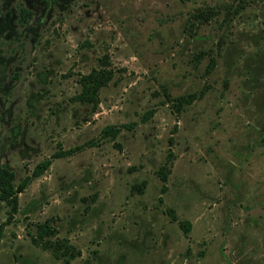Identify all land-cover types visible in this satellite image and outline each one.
I'll return each mask as SVG.
<instances>
[{"label": "rangeland", "instance_id": "1", "mask_svg": "<svg viewBox=\"0 0 264 264\" xmlns=\"http://www.w3.org/2000/svg\"><path fill=\"white\" fill-rule=\"evenodd\" d=\"M263 42L264 0H0V163L16 185L50 158L0 264H63L31 242L44 221L68 264H264ZM101 60L92 108L72 97Z\"/></svg>", "mask_w": 264, "mask_h": 264}, {"label": "trees", "instance_id": "2", "mask_svg": "<svg viewBox=\"0 0 264 264\" xmlns=\"http://www.w3.org/2000/svg\"><path fill=\"white\" fill-rule=\"evenodd\" d=\"M240 0H238L239 2ZM241 4L237 5L236 10L241 9ZM19 20L21 24L27 22L32 12L24 7L19 8ZM215 12L211 9L199 10L194 14V17L199 22L206 23L209 21ZM263 39V37L261 38ZM258 42V41H257ZM253 55L257 57V60L263 58L261 63H264V42L263 44H256ZM256 59V58H255ZM258 63V62H257ZM213 66V60L211 59L207 67L210 69ZM258 67V64L257 66ZM113 75L112 70L108 64L104 61H100V65L96 68H91L87 73L78 77L77 82L80 86L79 91L72 97L80 103H87L92 108L98 104V91L101 87L105 86ZM16 76V75H15ZM14 76V77H15ZM193 99L192 96H180L176 102V110L180 109L182 103H189ZM264 130V125L262 126ZM118 129L113 126H105L101 130L103 136H114ZM58 155V152H54L51 157ZM50 158H44L40 160L34 167L29 176H24L16 185L13 183L14 172L7 166L0 163V203L4 202L7 206L5 212V219L0 222V238L2 234L3 226L9 223L18 208V193L21 192L28 184L31 178L39 176L49 165ZM165 169L158 170L157 174L161 180L165 179ZM132 188L140 191L142 186L139 184H132ZM179 226L184 232L189 229V222L178 221ZM54 233V228L44 221L36 225V234L31 235V242L35 245H39L42 249L50 250L54 258H63V264H68L69 260L79 254V251L69 244L66 239H50Z\"/></svg>", "mask_w": 264, "mask_h": 264}]
</instances>
